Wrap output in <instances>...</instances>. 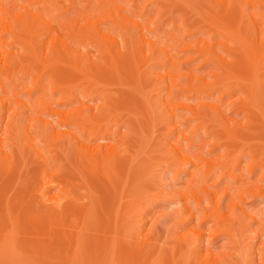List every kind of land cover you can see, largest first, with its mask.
<instances>
[{"label":"bare ground","instance_id":"1","mask_svg":"<svg viewBox=\"0 0 264 264\" xmlns=\"http://www.w3.org/2000/svg\"><path fill=\"white\" fill-rule=\"evenodd\" d=\"M137 1L139 2V0H0V122L3 120V125L0 126V177L2 178L4 176L7 179L6 176H10L8 178L9 180L4 183V180L2 181L4 178H0V249L3 246L4 248L7 247L8 243L10 245H8L9 247L15 249L14 254L10 255L11 260H8L10 264H29V261L32 260L34 262L35 259L37 263L41 260V263L46 259L43 257L44 260L38 258L41 257L40 254L42 256L45 254L44 257L48 256L51 260L60 258L61 261L64 258L66 261L64 264H162L158 258L163 256L162 260H164V255L167 259L165 258L166 262L164 260L163 263L165 262L166 264L168 262V264H179L184 259L187 261L191 257L187 261L188 263L192 257L193 259L195 258L194 256L197 257V264H243L247 260L254 259V255L251 256V250H248L249 248L246 244L243 245V242L247 239V236L244 234L248 235L246 229L251 221H255L259 217L258 219L261 220L258 222L259 224L262 222V219L259 214L257 215L254 212L255 210L248 209L250 206L247 205L246 200H248V197L260 196V188L255 187L254 189L249 186L251 189L248 190L241 185L238 186L240 189L237 188L239 190L236 187L232 188V193L234 192L233 189L237 190V195H235V191L233 193L235 196H231L229 207L231 208L230 211L235 210L233 213L237 215L233 217L234 214L229 211L232 216L224 213L227 217L223 216V218L219 198L214 202V207H211L212 212L209 211L206 214L201 209L204 205L201 207L202 204H200L201 202L197 198L199 194L195 192L198 190L204 192L205 195L203 193L201 194L204 197L206 196V200L208 201L210 196L207 199V195L211 192L206 190L208 187H205V181L203 183L200 178L204 177L203 179H205L209 174L213 177L212 173L214 171L212 172V170L219 168L216 167L219 164H226L230 158V153L227 154V152H257L256 154L259 155L262 153L260 154L258 152H264V0H141L143 2L141 7L137 6ZM146 5H149L150 12L155 11L156 15L147 17L148 19L145 18ZM147 11L149 12V10ZM186 14H189L190 17H186ZM192 17L193 19L195 18L196 23H191V21H194ZM186 18H189L188 21L192 19L189 21L190 23H185L188 22L185 21L187 20ZM177 21H179L178 24H176ZM164 22L169 27L172 26V30L175 28V33L177 34L169 35L167 31L171 27L164 28ZM167 25L164 24V26ZM165 31L167 34H165ZM166 35L169 37L167 38ZM87 46L88 48L90 46L91 48L94 47L95 49L92 51L96 53L93 55L90 53V55L86 50ZM196 60H198L200 65H208L211 67V70L209 68L208 70L204 68V70L208 72L210 70V74L207 73V75L211 77L209 78L210 80L213 79L212 81L207 80V75L205 76L206 78L202 77L203 75L200 76L197 73L198 67L196 69L192 67L193 70L192 68L189 69L190 62ZM194 65L192 63L191 66ZM124 73L125 83L126 80L132 78L131 82L128 80L126 84L128 85L130 83L131 86L128 87H132V89L127 90L128 87L124 85L125 90H123L125 92L123 91L124 93H122L120 91L124 86L122 87L120 85V88L117 85L123 82L122 76ZM130 73L132 74L130 75ZM117 74L122 75L121 78ZM24 76L26 79L27 76L31 78L28 79V82L30 80L29 84L25 86H23L24 83L21 84L20 80ZM115 76L116 78H114ZM126 76L130 77L128 78ZM24 79L22 82H24ZM113 80H119L120 82H113ZM113 83H117V85ZM19 85L23 87H20L21 92L18 93ZM113 85H116V89ZM126 90L138 97L136 98L135 96L137 103H134V105L138 104L137 107L140 106L141 101L143 104L140 106L143 109H139L141 111L139 113H141L144 119L142 121L147 126V128L145 126L142 127L141 136L139 134V139L141 138V142L144 141L143 144L145 145L143 152H148V150L150 152H157V155L155 154L156 157L158 153L161 154L162 152L165 154V152H170L169 155L171 157L169 156L168 159H163L162 154H159L160 156L158 158L162 163H165V165L163 163V167L167 164H172L173 168L169 166L174 169L171 171L172 173L174 171L181 172L182 170L184 171L181 173L187 172L185 171V167L183 166L182 169L180 165L182 163L186 166L187 163H190L193 170L191 169L192 171L187 172L189 173L188 176L186 175L189 182V187H187L191 189L193 185V187L198 188L197 191H192V189L190 191L188 188L185 190L184 187L186 184L183 187L184 191H180L176 187L174 188L176 190L173 189L170 192H167L169 190L164 191L163 187V190L159 187L160 189L156 191L161 183L158 182L160 176L157 178V172L154 173L155 171H152L159 168L153 166L155 164L153 163V159V165L150 161V164H147L149 157L146 159L147 161L143 158L142 160L144 161L138 159V156L143 157L145 153L141 150L136 151L142 152V155L137 153V157L134 156L136 152L131 148L136 145L138 146V143L140 144V142L137 143L139 139L134 143L136 144L134 146L129 143L130 141L135 142L132 135H130V131L132 128L138 127L134 125V127L131 126L132 128H129L127 125H124L128 122L126 120L127 117L125 118V123L122 120L127 130L126 128L123 129V131H126L121 134L118 132L119 127L117 128V126L121 122L117 120L118 111L116 108L120 107L121 102L125 103V98L127 102L125 104H128V100L129 104L132 101L135 102L132 99L134 95L128 92L126 93ZM132 90L135 93L131 92ZM22 94H26L25 99ZM54 94H59L58 96L55 95L56 100L51 99V96ZM117 94H119L121 102L117 100ZM129 95L130 97L132 96V100L128 97ZM222 101L226 103L223 106L224 108L222 107ZM134 105L133 107L137 108ZM229 112H234L237 116L240 115L241 118L235 119L237 116L234 114V117L230 114L232 116L231 118ZM24 113L27 114L28 118V123L26 122L27 124L24 125L26 127H24L25 134L20 137V142H22V146H20L22 149L24 147V149L22 150L20 148L18 150L17 142L20 138L17 133L19 129L17 130V128L20 127L17 124H19L20 118H23ZM131 113L128 116L133 118L134 116L132 117L131 115H134V113ZM135 118L138 120L137 116ZM158 118L163 122L159 120L163 124L161 126L163 127L162 134L164 136H161L162 134H158V132L156 134V128L155 132L153 131V126L156 125ZM191 120L197 122L194 124ZM159 121L156 126L160 124ZM189 122L192 123L191 126L193 127L192 129L187 127L186 131L184 127L186 125L188 126L187 123ZM207 122L216 125L213 130L218 127V130L223 132L221 134L225 135V137L223 136L225 139H223L226 142L224 141L225 143H222V135L218 137L216 134L215 136L212 132L210 133L208 131L211 134L210 136L213 135L210 137L213 141L211 142V140L207 139L208 144L201 140L206 145L203 146L205 149L202 147L197 148V144L195 145L193 143V137L195 135L197 138L196 134L200 130L197 131L196 128L200 129L201 126H204L203 128L207 127L206 124L209 125ZM136 124L138 126L137 122ZM151 129L153 131L152 133ZM207 129L212 130V128L209 129L208 127ZM135 130L131 132H135ZM195 130L197 133L193 134L196 132ZM204 130L207 131L206 128ZM216 131L217 129L213 132ZM20 133L22 132L20 131ZM201 133L203 134V132ZM218 133L220 134V132ZM47 134L48 136L51 134L54 137L50 135L49 137L51 138H48ZM152 134L155 137L157 136V139ZM127 135L131 136L130 141L127 140L131 146L126 141L129 137ZM172 135L175 136V139L172 138L174 140L173 144L169 142L170 144L168 145L167 139ZM62 138L65 141H63L64 143L62 142ZM47 139L50 141H47ZM181 141H184V144L180 145ZM60 142L63 144V147H60ZM56 143H58V147ZM51 144H55L53 145L55 148ZM193 144L198 149V151L196 150L197 152L194 151L195 147ZM46 147L51 148L52 151L54 148V152H57L59 150L58 148H60L58 152L59 154L63 152L62 157L65 159L67 149L68 153L72 149L77 153L76 155L79 152L80 154L82 153L81 155L79 154L81 158L79 160V156L75 158V153L71 151L73 152L71 154L75 158V163L72 158L73 164L72 162L71 164L75 167L74 171H78V174L82 177L79 178L78 175H75L76 179L78 177L84 181L85 178L89 177L86 182L91 180V182L88 181L87 183H82V180H79L81 184L78 185L79 182L75 184L76 187L78 185L83 190L86 187L85 194L87 193L89 195L87 199L85 198L87 202L84 203L83 199L86 195L80 190L79 192L82 193V198L75 194V192H70L74 190L76 193H79L77 191L78 187L70 189L72 188V184L69 178L66 179L67 176H64V172V174L60 173L61 169L67 170L64 167L60 168L62 167L61 161L63 160L61 157V163L58 164L60 167L55 169V171L52 165H48L50 167L49 169L51 167L53 168V171H50L51 174L50 172L46 173V171L41 173L40 170L44 167L45 170L48 169L45 164L46 166L39 169V171L37 170L41 173H39V176L37 175L38 172L33 174L35 177L29 175L30 181L28 180V182L30 183L35 182V180L37 181L35 183L42 181L40 182V187L35 186L38 194L36 193V189H32L35 185L34 182L30 186L31 188L29 187L32 189L30 190L31 192L25 191L24 187L26 188L28 184H26L27 176H24L25 172H21L23 173L21 176L25 177V179L24 177L21 179L20 171L24 170L21 167L22 165L28 168L30 166H28V162L26 165L22 159L26 157V154H23L25 157L22 156L21 158L19 154L27 151L28 156H30L29 153L34 152V155L32 153L31 156H37V158H40V161H46L47 158L44 155ZM219 147H222L220 150H223V153L226 152L222 156L224 162L218 159L220 163L216 161L217 163L215 162V165L212 164L213 167H210V170L207 167L203 168L204 171L199 170L201 166L208 165L207 163L209 161H203L205 152H212V150H217ZM25 148L27 149L26 151ZM199 149H201L200 151L204 150L202 151L203 155L201 154L204 157L200 156V154H195L199 152ZM191 152L194 153L192 154ZM59 154H57L58 158ZM148 156H151V154ZM160 157L165 161L161 160ZM69 158L64 160L68 163ZM158 158L156 159L159 164L160 161H158ZM237 159L235 158L234 165ZM263 159L253 160V163L251 162L252 164L249 163L250 167L247 165L246 168L251 169L252 166H256L253 164L264 166ZM76 160H78V163ZM177 160L181 162L176 163ZM134 161L138 164L136 162L134 163ZM56 163L54 167L57 165ZM174 163L176 165L175 168L173 166ZM177 164H180L179 168L181 171L177 169ZM43 165L41 164V166ZM75 165L79 166L76 167ZM234 165L233 167L236 166ZM82 166L88 168L87 173H85L86 169ZM73 167L70 168L71 173ZM152 167L156 168L150 171ZM233 167L230 166L231 172L234 170ZM21 168L22 170H20ZM81 168L84 171H81ZM161 168L162 166H160ZM165 168L168 167L166 166ZM220 168L222 167L220 166ZM252 168L254 169V167ZM261 168L263 169L264 167ZM33 169L31 173H33ZM14 170L18 172L15 171L14 173ZM26 171L29 174V171ZM201 171L202 176L200 177ZM205 171L207 172L204 173ZM222 171L223 174L229 173L224 172L226 171L225 169ZM222 171L220 172L221 174ZM9 172L11 175H4V173L8 174ZM83 172L87 176L80 174ZM89 172L91 175H88ZM179 172L178 174L173 173V177L179 176ZM262 172V175L260 173V180H264V169ZM148 173L150 174L149 177ZM220 173L216 177L217 180L221 179L218 178V176L221 177ZM74 174H77V172L73 173V176ZM153 174H156L155 182L157 181L159 184L157 186L156 183L157 188L152 187L155 189V192L153 191L145 195L148 191L147 188L145 190L146 192L142 189L144 193H141L143 191L137 188L140 187L141 189V185L143 184L141 183V178L145 177V175V181L154 180L150 179ZM246 176L244 177L245 179L243 178L244 181L241 179L242 182L238 179L241 182L240 184L246 185L248 180ZM19 179L21 181L23 180L24 184H22L23 182L20 183ZM139 180H141L140 183ZM18 182L22 185H19ZM243 182L245 183L243 184ZM72 183L74 184L75 182L72 181ZM150 183L152 184L153 181ZM9 184L13 187H10ZM15 184L21 188L24 185V190L22 189L23 191L21 192V188H17ZM257 184L259 185V183ZM150 186H148L149 189H151ZM51 187L56 189L57 194L55 195L53 191V194L48 196L46 192ZM241 187L245 189H241ZM9 188L10 192L8 193L7 191L6 194L5 189L8 190ZM16 188L19 189L20 193L15 191ZM12 190L13 192H18V194L11 193ZM87 190H89V193L86 192ZM32 191L38 196L37 201L33 199L34 203L35 201L37 202V205L33 204L35 208L39 209V207L41 208L40 204H45L46 201L47 203L50 201L48 203L49 205H45L48 208L46 207L45 209L44 205H42L44 208H41L40 211L42 209L43 211L42 213L39 211L40 214H35L38 211L37 209L36 212L33 210L34 213L30 210L32 209L30 208L31 206L29 207L30 209L28 208L27 196L24 199L22 198L25 195L23 192H28L26 194L28 195L30 193L33 194ZM9 194H15L17 197ZM8 196L11 197L9 198ZM28 196L31 198L32 195L30 194ZM204 197L202 196V198ZM22 199L24 201L27 200L23 208L24 211L21 209L24 202ZM64 199L69 202H65ZM157 199H161L159 201L165 200V202L167 200L169 203L172 201H181V207H176L178 209H176L175 214L176 217L179 215L178 218L181 220L178 224L181 227L189 222H193V230L191 232L179 233L180 236H177L178 239L176 238L181 243V248L178 244V248L181 250V252L179 250L178 258L181 259L183 257L182 260H176V254L173 255L174 252L172 251L176 248L171 250V252H168L170 248H166L165 250L167 251H161L163 246L161 247L151 228L152 226L154 228L156 225H153L154 219L150 228L148 230L146 229V232L140 236L141 229H143L141 227L146 222L142 218L144 214L140 215V213L147 211L145 209H149L148 206H153L147 204L145 206L146 202L148 204H155L158 201ZM62 200L65 202V205L62 203ZM193 200L195 202H193L192 206L195 205V207H192L190 204ZM20 201L22 205H18ZM43 201L45 203H42ZM17 205L19 207L21 206L20 209ZM196 206L201 207L200 211L202 212L199 214ZM247 206L249 207L247 208ZM208 207L210 206L207 205L206 208ZM211 209L209 208V210ZM164 215L162 214V216ZM176 217L174 218L177 219ZM131 219L135 220H132L133 225H131V221H128ZM220 220L226 223L225 227L215 232L221 236L223 235V238L225 237V248H230L231 250L222 252L223 247H221V252L213 254L211 250L213 247L210 249L206 242H209V240L197 230L203 223L210 222L211 224V222H217L218 224ZM258 224L255 223V226ZM94 225L96 226L93 230ZM260 227V230H257L258 232L256 231L254 235H249L253 236V238H256L257 235L260 237L262 224ZM26 230L30 232V237H33L31 235L35 236L32 238L33 240L29 237L22 238L24 242L26 239H30L27 240V244L26 242L19 241L20 236L28 233H26ZM172 233L175 235L174 232ZM157 235L159 237V234ZM244 236L246 239H244ZM253 238L251 239L250 237L247 241H252ZM172 240L174 241V239ZM176 241L174 243L171 241L173 246L172 244L169 246H172V249L174 245L176 246ZM247 241L245 242L247 243ZM18 242L21 244L20 247H17ZM263 242L261 243L264 247ZM21 249H28L33 255L29 258V252L27 257L22 254V251L19 254ZM143 249L146 251L143 252ZM32 250L36 252V255L39 254L40 256H35ZM160 251L162 253L159 256L158 252ZM148 252L149 254L153 253L154 256L151 254L146 255ZM168 254H170V259ZM257 254L259 256V252ZM54 261L57 262L59 260ZM60 261L57 263L61 264ZM196 261L194 262L195 264ZM263 261L262 256L257 261L253 260L251 262L253 264H264ZM56 262L54 263L57 264ZM45 263L48 264L47 262ZM54 263L52 261L50 264ZM184 263L186 262L184 261ZM191 263L194 264L193 262Z\"/></svg>","mask_w":264,"mask_h":264},{"label":"rangeland","instance_id":"2","mask_svg":"<svg viewBox=\"0 0 264 264\" xmlns=\"http://www.w3.org/2000/svg\"><path fill=\"white\" fill-rule=\"evenodd\" d=\"M142 1H143V0H142ZM139 3H140V4H139ZM142 3H143V2H141V0H139V2H138V1L136 2V4H137L138 7H141ZM139 5H140V6H139ZM146 7H147V8H146L145 16H144L145 18H147V17L149 18V17H152V16L156 15V14H155V11H153L154 13H153V12H150L151 10L149 9V5H148V6L146 5ZM147 10H149V12H148ZM147 13H148V15H147ZM189 14H190V13H189ZM189 14H188V15L186 14L187 16H186V15H185V16L188 17ZM150 15H151V16H150ZM191 16H192V15H191ZM176 17H178V16L176 15ZM176 17H174V18H175L176 20H178ZM189 17H190V16H189ZM148 18H147V19H148ZM179 18H180V17H179ZM186 19H187V20H185V21H188L189 18H186ZM192 19H193V17H192ZM192 19H190L189 21H191ZM194 19H195V18H194ZM194 19H193V20H194ZM176 20H175V21H176ZM196 20H197V19H196ZM189 21H188V22H185V23L188 24V23H190ZM178 22H179V21H177L176 24H178ZM194 22H195V20H194V21H191V23H194ZM195 23H196V22H195ZM164 24L167 25L166 22H164ZM164 24H163V27H164V28H170V27H171V29H170L171 31H170V30L167 31V32L169 33V35H171V34H173V35L177 34V33H175V28L172 30V26H170V27H169V25L164 26ZM189 25H190V24H189ZM189 25H188V26H189ZM163 31H164V29H163ZM169 31H170V32H169ZM167 32L165 31V34H167ZM174 33H175V34H174ZM166 36H167V38L169 37L168 35H166ZM167 38H165V39H167ZM168 41H169V40H168ZM169 42H170V41H169ZM93 49H95V48H94V47L91 48V46L88 48V46H87V49H86V50L89 52V54L92 53V55H93V54L96 53V52L93 53V51H94ZM92 50H93V51H92ZM91 51H92V52H91ZM90 55H91V54H90ZM194 62H195V63H194ZM192 63H193V65H194V64H195V65H194V66H191ZM197 63H198V65H200L199 62H198V60L193 61V62H190V64L188 63L190 66H189L188 64H186V65L189 66V69L192 68V67H193L194 69H196V68L198 67V68H197V73H199L200 76L203 75L202 77H204V78L207 77V80H210L209 78H211V77H209V75H207V73L210 74L211 67L208 66V65H200V66H198V65H196ZM186 65H185V66H186ZM187 66H186V67H187ZM193 68H192V70H193ZM199 68H200V69H199ZM204 68H205L206 70H208V68H209V69H210L209 72L206 71V70H204ZM201 69H202V70H201ZM198 71H199V72H198ZM203 71H205V72H203ZM202 72H203V73H202ZM131 74H132V73H130V75H131ZM134 74H135V73H134ZM134 74H133V75H134ZM206 75H207V76H206ZM117 76H120V78H121L122 75H118V74H117ZM124 76H125V73H124V75L122 76L123 82H122L121 84L119 83V82H120L119 80H117L118 83H119V85H117V83H113V84H116L117 86H120V85H121V86L123 87L124 85H126V84L128 83V82H127L128 80L131 82L132 78L126 80V83H125V81H124V78H125V77H124ZM205 76H206V77H205ZM126 77L129 78L130 76H126ZM24 78H25V79H24ZM114 78H116V76H115ZM118 78H119V77H118ZM23 79H24V82H22ZM28 79H31V78L28 77V76H27V79H26L25 76H24L23 78H21V79H20V80H21V84L24 83L23 86L29 84L30 80H29V82H28ZM212 80H213V79H212ZM212 80H210V81H212ZM117 81L113 80V82H117ZM26 82H27V83H26ZM123 83H125V84H123ZM116 85H115V86H116ZM23 86H21V85L18 86V87H19V88H18L19 90L17 89V90H18V93L21 92V88H22ZM113 86H114V85H113ZM115 86H114V88H115ZM121 86H120V88H121ZM128 86H131L130 83H129L128 85H126V87H128ZM20 87H21V88H20ZM128 88H129V89H128ZM128 88H127V90H131V89H132V87H128ZM115 89H116V88H115ZM115 89H114V90H115ZM117 89H119V87H117ZM123 89L125 90V86H124V88L121 89V91H120V90H119V91L122 92V93H124L125 91H124ZM127 90H126V93H127V92L130 93V92L127 91ZM123 91H124V92H123ZM116 92H117V90H116ZM131 92H134V91L132 90ZM118 93H119V92H118ZM134 93H135V92H134ZM36 94H37V93H36ZM115 94H116V93H115ZM130 94L134 95V96H133L134 98H132L133 100H135L136 98H138L135 94H133V93H130ZM152 94H153V93H152ZM23 95H24V94H22V96H23ZM25 95H26V94H25ZM25 95L23 96L24 99H25V97H26ZM34 95H35V93H34ZM34 95H33V96H34ZM55 95H56V94L52 95V96H51V99L56 100V96H58L59 94H57L56 96H55ZM117 95H118V97H117L118 99H117V100H120V96H119V94H117ZM121 95H123V94H121ZM126 95H127V94H126ZM153 95H154V94H153ZM22 96H21V97H22ZM35 96H36V95H35ZM135 96H136V98H135ZM122 97H124V96H122ZM128 97L130 98V100H132V99H131L132 96L130 97V95H129ZM128 97H127V99H128ZM122 99H123V98H122ZM54 100H53V101H54ZM225 100H226V99H225ZM123 101H124V100H123ZM139 101H140V100H139ZM118 102H119V101H118ZM120 102H121V100H120ZM222 102H223V103H222V107H223V106L226 105V103H225V101H222ZM226 102H227V101H226ZM125 103H127V102H126V98H125ZM125 103L121 102V103H120V107H119V105H117L120 109H119V108H116L117 111H118V112H117V113H118L117 120H119V122L122 123V124L119 123V125L117 126V128L119 127V128H118V132H119V134H121V133H123V132H125V131L127 130L126 126H124V125H127V127H129V128L134 127V125H135L136 127H138V128H135V127L132 128L131 131H134V130L136 129L137 132L139 131V133H137L136 130H135L136 134H135V132H131V131H130V135H132L133 140H135V142H134V141H130V139H131L130 137H131V136H129V135H127V136H129V137H128V139H126V141H127V140L130 141L129 143H130L132 146H134V145H136V144H134V143H136V141L139 139V134H140L141 131L143 130L142 127L145 126V128H147L146 124H144L145 122H143L144 119H143V117L141 116V113H139V112H141V111H139V109H141V110L143 109V107L140 108V106H142L143 104H142V101H141V104H142V105L139 104L140 106L137 107L138 104H137V105L135 104L136 107H137V108H135V107H133V105H134V103H137L136 100H135V102L132 101L133 105H132V103L129 104V100H128V104H129V105H128V104H125ZM139 103H140V102H139ZM223 104H224V105H223ZM131 105H132V106H131ZM135 105H134V106H135ZM223 108H224V107H223ZM229 111H230V110H229ZM231 111H232V110H231ZM128 112H129V113H128ZM130 112L134 113V115L131 113V114H132V115H131L132 117H133V116H134V117L137 116L139 122H138V120H137L136 118L134 119V117H133V118H130V117L128 116V115H130ZM126 113H127V114H126ZM232 113H233V114H232ZM232 113L229 112V116H230L231 118H232V116L235 117V115H236L234 112H232ZM124 114H126V116H124ZM230 114H231L232 116H231ZM234 114H235V115H234ZM236 116H237V115H236ZM22 117H23L24 119H23V118H20L19 124H17V126L20 127V128H17V130L19 129V131L17 132L18 135H19V138L22 137L23 134H25V128H26V127H25L24 125H26V124L28 123L27 114L24 113ZM127 117H128V118H127ZM141 117H142V118H141ZM48 118H49V119H52V118H50V117H48ZM121 118H123V119H121ZM125 118H127V119H126V120L128 121L127 124L125 123ZM236 118L240 119L241 116L239 115V116L235 117V119H236ZM120 119H121V120H120ZM129 119H130V120H129ZM140 119H141V120H140ZM142 119H143V121H142ZM122 120H124V123H125V124L123 123ZM131 120H133V121H131ZM135 120H136V121H135ZM159 120H160V118H158V121H159ZM140 121H142V122H140ZM158 121H157V123H158ZM160 121L162 122V120H160ZM160 121H159V122H160ZM189 121H190V120H189ZM192 121L194 122V120H191V122H192ZM26 122H27V123H26ZM136 122L138 123V126H137ZM161 122H160V124H158V126H156L157 123L155 122V123H156V125H155L156 127L153 126V127H154V130H153L154 132H155V128H156V132H155L156 134H157V132H158V134H162V128H163V127L161 126V124H162L163 122H162V123H161ZM191 122L187 123L188 126L186 125V126L184 127V130H185L187 127H189V128L192 129L193 126H191V125H192L193 122H192V123H191ZM196 122H197V121H196ZM196 122H194V124H195ZM117 123H118V121H117ZM142 123H143L144 125H143ZM155 123H154V124H155ZM207 123H208V122H207ZM123 124H124V125H123ZM130 124H131V125H130ZM139 124H140V125H139ZM194 124H193V125H194ZM208 124H209V123H208ZM2 125H3V120H1V122H0V126H2ZM19 125H21V126H19ZM129 125H130V126H129ZM142 125H143V126H142ZM159 125H160V127H159ZM162 125H163V124H162ZM209 125H210V126H209ZM209 125L206 124V126H207L209 129L212 128V130H211V129L208 130L207 127H205L206 130H207V131H205V130H204L205 128H203L204 126H201L200 129H197V128H196L197 131L200 130V132H198V134H196V133H197L196 130H195L196 132L193 131V132H194L193 134H196V136H197V138H196L195 135H194V137H193L194 139L192 138V139L194 140L193 143H194L195 145H196V144H197V145L199 144L198 146L196 145L197 148H198V147H202V148H203V146H206L203 142L208 143L207 141L212 139V138L210 139V137H212V136L215 135V134H216L218 137H221V135H222L221 139H223V138L225 137V135L221 134L222 131L218 130V129H219L218 127L216 128L217 131H216V132H213V131L216 130V129L213 130V129L216 127V125H212V123L209 124ZM131 126H132V127H131ZM24 127H25V128H24ZM158 127H159V128H158ZM125 128H126V130L123 131V129H125ZM157 128H158V130H157ZM189 128H188V130H190ZM113 129H114V128H113ZM128 130H129V129H128ZM145 130H146V129H145ZM145 130H144V131H145ZM159 130H160V132H159ZM203 130H204V131H203ZM20 131H21L22 133H20ZM144 131H143V132H144ZM146 131H147V130H146ZM153 131H152V129H151V133H152ZM186 131H187V129H186ZM208 131H209L210 133L212 132L213 135L210 136L211 134H210ZM201 132H203V134H202ZM206 132H207L208 134H207ZM218 132H220V134H219ZM0 133H1V132H0ZM33 133H34V130H33ZM144 133H145V132H144ZM144 133H143V134H144ZM155 133H153V134H155ZM200 133H201V134H200ZM222 133H223V132H222ZM128 134H129V131H128ZM153 134H152V135H153ZM156 134H155V135H156ZM20 135H21V136H20ZM50 135H51V134H49V136H50ZM134 135H135V136H134ZM155 135H153V136H154V138L157 139V136L155 137ZM174 135H175V134H174ZM174 135H172L171 137H169V138L167 139V143H168V145H169L170 143L173 144V141H174L173 139H175V136H174ZM201 135H202V136H201ZM203 135H204V136H203ZM216 135H215V136H216ZM49 136H48V134H47V137H48V138H51V137H49ZM51 136H53V135H51ZM137 136H138V137H137ZM140 136H141V134H140ZM158 136H159V135H158ZM161 136H164V135L162 134ZM161 136H160V138H162ZM206 136H208L209 138L206 137ZM215 136H214V137H215ZM223 136H224V137H223ZM17 137H18V136H17ZM53 137H54V136H53ZM134 137H135V138H134ZM172 138H173V139H172ZM202 138H205V139H202ZM53 139H55V138H53ZM199 139H200V140H199ZM207 139H208V140H207ZM224 139H225V138H224ZM224 139H223V141L221 140L223 144L226 142ZM226 139H227V138H226ZM51 140H52V139H51ZM169 140H170V141H169ZM195 140H196V143H195ZM201 140H202L203 142H201ZM205 140H206V141H205ZM253 140H254V139H253ZM20 141H21V138H20V140L18 139V142H17V144H18L19 146H20L21 143H22V142H20ZM47 141H50V140L47 139ZM53 141H54V140H52V142H53ZM63 141H64V140H63V138H62V142H63ZM128 141H127V143H128ZM197 141H198V142H197ZM212 141H213V140H211V142H212ZM224 141H225V142H224ZM255 141H258V140H255ZM19 142H20V143H19ZM56 142H57V141H56ZM58 142H59V141H58ZM64 142H65V141H64ZM64 142H63V143H64ZM131 142H132V143H131ZM138 142H140V144H139ZM143 142H144V141H143ZM143 142H141V138H140V139L137 141L138 146L136 145L135 147H133L134 149L131 148L132 150H134V151L136 152V153L134 154V156L137 157V155H138L139 153H140L139 155H142L143 147L145 146V145L143 144ZM169 142H170V143H169ZM183 142H184V141H183ZM183 142L181 141V142H180V145H181V144H184ZM200 142H201V143H200ZM209 142H210V141H209ZM53 143H55V141H54ZM129 143H128V145H129ZM194 144H193V146L195 147ZM208 144H209V143H208ZM223 144H222V145H223ZM231 144H232V143H231ZM251 144L253 145V143H251ZM254 144H255V143H254ZM18 145H17V148H19L18 150H20V148L22 149V147H21L22 145H21L20 147H19ZM51 145L53 146V145H55V144H51ZM56 145H57V147H58V143H56ZM64 145H67V144H64ZM131 145H129V146H131ZM232 145H233V144H232ZM193 146H192V147H193ZM53 147L55 148V146H53ZM53 147H52V148H53ZM60 147H63V144H61V142H60ZM137 147H138V149H137ZM194 147H193V148H194ZM196 147H195L194 151H196V150L198 151V149H197ZM222 147H223V146H222ZM222 147H221V148H222ZM255 147H256V146H255ZM26 148H27V147H26ZM26 148H25V151L27 150ZM54 148H53V151H52V149L49 148V147H46V148H45V149H46V152H44V155H45V158H47L46 161H42V160L40 161V160H39L40 158H37V156H34V157L31 156L32 153H33V155H34V152H30V153H29L30 156H28L27 151L24 152V153L21 152L22 154H21V153L19 154V155H20V158L23 156V154H24V155L26 154L25 156H26L27 158H26L25 156H23V157H25V158H22V159H23V161H25V162H24L25 164L28 162L27 164H28V166H30V167H29L30 169H29V168L26 166L27 164L25 165L26 167H24V166L22 165L21 167H23L24 170H22V168L20 169V170H22V171H20V176L23 175L24 172H25V173H24V176H27V178H26V184H27V183H28V184L26 185V188L24 187L25 191H29V192H31L30 190H32V189H36V187H38V186L40 185V182H42V181H40V182L38 181V183H35V182H37V181L35 180V182L33 181V182L35 183V185L32 187V189H30V188H31L30 186H32L34 183H33V182H32V183L28 182V180L30 179V178H29V177H30L29 175H33V174H35L36 172L39 171V169H42V167H44V166H46V165H47V168H48V169L50 168V167H48V165H50V166L52 165V167H53L54 169L51 167V169H49V170L46 169V170H45V167H44L42 170H40L41 173H43V172H45V171H46V173H47V172H50V171H53V170L55 171V169H58V167H60L58 164H60V163L62 162V163H61V166H62V167H60V168H63V167H64V168H66L67 170L65 171V170L61 169L60 173H62V174L65 173L64 176H65V177L67 176L66 179L69 178V180H70V182H71V184H72V188H70V189H75V188H77L78 185L81 184V183H80L81 180H82L81 182L84 183V182H86V180L89 178V177L85 178L84 181H83V179H79V178H82V177H80V175L78 174V173H79L78 171H74V170H75V167H73L74 165H72L73 162H74V160H75V158H76L77 156H79V158H78L79 160L81 159V158H80V155H81L82 153L80 154V152H79L80 155H79V154L76 155L77 153H76L72 148H71L72 150H69V153H68V149H67V150H66L67 152L65 151V152H66V153H65L66 156L64 155V156L66 157V159H65L64 157H62V156H63L62 154H64V153H63V152H60V153H62V154H59V152H58V151L60 150V148H58L59 150H58L57 152H54V150H55ZM135 148H136V149H135ZM193 148H192V149H193ZM202 148H201V149H202ZM221 148L219 147L217 150L215 149L216 151H215V150H212V152H211V151H210V152H205L206 154H204V155H205V158H206V159L203 158V159H204L203 161L206 160V161H209V162L207 163L208 165H206V166L204 165L203 167L201 166V167L199 168V170L204 171V170H203L204 167H207V169L210 170V169H211L210 167H213L212 164L215 165L217 162H219V161H221V160H222L221 162H224L223 159H222V158H223L222 156H223L224 154H226V152L223 153V152H222L223 150H220ZM230 148H231V147H230ZM23 149H24V147H23ZM23 149H22V150H23ZM192 149H191V151H192ZM201 149H199V152H198V153H195V154H200V156H202V155H203L202 151H204V150L200 151ZM203 149H205V148H203ZM56 150H57V149H56ZM136 150H138V151L141 150L142 152H137ZM144 150H145V149H144ZM71 151H73V152L75 153V158H74L73 155L71 154V153H73V152H71ZM197 151H196V152H197ZM205 151H206V150H205ZM220 151H221V155H220ZM144 152H145V151H144ZM144 152H143V153H144ZM146 152H147V151H146ZM146 152L143 154V157H142V156H138V159H141V160H142V158H143V159H145V161L148 160V161H147V162H148L147 164H150V162L152 163V161L154 160L153 163H155V164L153 165V163H152V165L158 167L159 169L155 170L154 168H156V167H152L150 171H152V170L154 169L152 172H154V171H155L154 173L157 172V173H156V174H157V178L160 176V178H158V180H159L158 182H161V183H160V185L158 186L159 183H157V181L155 182L156 174H153V176H151L152 178H150V179H154V180H150V181H149V180H147V181L144 180V178L146 177V175H145V177H142V178H141V179H142V182H141V180H139V183L141 182V183H143V184L141 185V189H140V187L137 188L138 190H141V191L144 190V191H145V190L148 189L147 192L145 191V192H146L145 195H148V194H150L151 192H153V191L155 190V189H153L152 187H156V188H157V186H158V188L156 189V191H158V189H160V188L162 189V187H163L164 191L169 190V191H167V192L172 191L175 187H176L177 189H180V191H184V190H183V187L185 186V184H186V186H185L186 188L184 187L185 190L189 187V185H188L189 182H188V180H187V179H188L187 176H188L189 173H187V172H190V171L193 170V168H191L192 166H190V165H191L190 163H187L186 166H185V164H182V163H181V165H180V164H177V165H178V166H177L178 168H177V167H176V168H177L178 170L184 166V167H185V171H187V172H185L186 174H185L184 172L181 173V172L184 171V170L181 171V169H180L181 172L178 171V172L180 173L179 176H177V177H173V176H174L173 173H175V174L177 173V174H178V172H175V171H174L173 173L171 172L172 170H174V169H172V168H173V167H172V164H171V163H170L171 165H168V164H167L166 166H167L168 168H165L166 166L163 167V166L165 165V163L163 162V163H164V165H163L162 161H160L159 158H158V157L162 154L163 159L166 160V159H168L169 156L171 157V155H169L170 152H167L168 155H167L166 152H165V154H163L162 152H161V154L158 153V156H157V157H156L157 152H152V151L150 152V150H148L147 154H146ZM133 153H134V152H133ZM137 153H138V154H137ZM191 153L193 154L194 152H191ZM229 153H230V154H229ZM242 153H243V152H242ZM242 153H241V152H227V154H229V157H230V158L228 159V161H227L228 163L226 162V164H228V165H226L225 163H222L223 165H221V164H219V163H220V162H219V163H218L219 166H218V165L216 166V167H219V168H217V169L215 168V170H217V171L212 170V172L214 171V173H212V174H213V177H212V175L210 176V174L208 173L209 175L206 177L207 180H205L206 178L203 179L204 177H201V176H202V171H201V173H200V177H201V178H200V179H201V181H202L203 183H204V181H205V183H204V184H205V187H206V188L208 187L210 190H209L208 188H207V189L205 188V189L208 190V191H210L211 193H213V194L210 193L211 195H210V194H209V195L206 194V195H207V199H208V197L210 196L209 199L212 201V203H211V201H210L209 199H208V201L206 200V196L204 197V195H205L204 192H202V191L200 192L199 190L197 191L198 188L193 187V185H192L191 189H192V191L196 190L197 192H195V193H198V194H199V195H197V198L200 200V202H201L200 204H202L201 207H202L203 205L205 206V208L207 207V205L210 206V207H208V208H206V209L204 208V206H203V208H201L200 206H199V207L196 206L197 211H198V214H199L200 212H202V211H200L201 209H203V211H205L206 214H207L209 211L212 212L211 207H212V206L214 207V202L216 201V199L219 198V201L221 202V203L219 202V205H220V210H221V214H222V218H223V216H225V214H227V213H228V214H227L228 216H229V215L232 216V214L229 213V211H230V209H231V208L229 207V206H230V199H231V196H235V195H237V190L240 189V187H238V186H240V185H241V186H244V187H246V189H248V190H250L252 187H253L254 189H255V187H256V188H257V187L260 188L259 191H260V194H261V195H260V196H258V195L256 196V195H255L257 198L254 197V196H253L252 198L248 197V200H246V202H247V205L250 206V207L247 206V208L249 207V208H248L249 210H250V209H253L252 211L255 210L254 212H255L257 215H258V214L260 215V218L262 219V222L258 224V222L261 221V220L258 219L259 217L257 216L258 218H257V220H255V221H257V222H255V221H251V222L248 224L249 227L247 226V229H246L247 231H246V233H248V235H249V234L254 235V234L256 233L257 230H258V231L260 230V228H261L260 225L262 224V229H261V232H260L261 234H260V237L257 235L256 238H253V236H251V235L248 236L247 234H244L245 236H247V239H249V238L251 237V239L253 238V240H252V241H249V240L247 241V239H246L245 236H244V237H245L244 239H246L245 241H247V243L243 240V241H244V242H243V245L246 244L247 247H248L249 249L246 247V245H245V247H246L248 250H251V251H250V252H252V253H251V256L254 255V256H253L254 259H253V258H252V259L257 261L258 258H260V257L262 258V256H263V259H264V252H263V251H264V247H263V244L261 243L262 241H264V195H263V193H264V182H263V181H264V180H262V179L260 180V177H261V175H262V173H263L262 171H263V169H264V168L262 169L261 167H264V166H260V165L258 166V164H253V165H256V166H252V165H251L252 167H254V169L251 167V169L249 168L250 170L247 169L248 167L246 168V166H247V165L249 166V163L252 164V163H253V162H252L253 160L256 161V160H258V159L260 160V158L263 159V157H264V155H263L264 152H258V153H260V154L262 153L261 155L256 154L257 152H244L243 154H242ZM245 153H247V154H245ZM249 153H250V154H249ZM57 154H59V158H58V155H57ZM68 154H69V157H70L71 159L68 157ZM70 154H71V155H70ZM136 154H137V155H136ZM150 154H151V156H148V155H150ZM155 154H156V155H155ZM159 154H160V155H159ZM201 154H202V155H201ZM248 154H249V155H248ZM255 154H256V155H255ZM54 155L57 156V157H55ZM83 155H84V154H83ZM83 155H82V158H83ZM145 155H146V157H144ZM153 155L155 156V158H154ZM166 155H167V156H166ZM262 155H263V156H262ZM152 156H153V158H152ZM164 156H166V157H164ZM219 156H221V157H219ZM256 156H258V157H256ZM32 157H33V158H32ZM60 157H61L63 160H62ZM136 157H135V158H136ZM148 157H149V158H148ZM202 157H204V156H202ZM239 157H240V158H239ZM252 157H253V158H252ZM259 157H260V158H259ZM29 158H30V159H29ZM34 158H35V159H34ZM36 158H37V159H36ZM55 158H57V159H55ZM67 158H69L68 163H67V161H65V160H67ZM72 158H73V162H72ZM147 158H148V159H147ZM156 158H158V161H160V162H159L160 165L158 164ZM160 158H161V160H163L162 157H160ZM226 158H227V157H226ZM235 158H236V159L238 158V159L236 160V161H237L236 164H235L236 166L234 165V163H235V162H234V161H235ZM27 159H28V160H27ZM60 159H61L62 161H61ZM64 159H65V160H64ZM138 159H137V161L139 162ZM146 159H147V160H146ZM152 159H153V160H152ZM215 159H216V160H215ZM218 159H220V160L218 161ZM33 160H34V161H33ZM55 160H56L57 163L55 162ZM134 160H136V159H134ZM165 160H163V161H165ZM210 160H211L212 163L210 162ZM231 160H232V161H231ZM239 160H240V161H239ZM36 161H37V162H36ZM60 161H61V162H60ZM69 161H70V163H69ZM76 161H77V163H78V160H76ZM81 161H83V160H81ZM81 161H80V163H82ZM142 161H144V160H142ZM149 161H150V162H149ZM179 161H180V160H179ZM179 161L177 160L176 163H179ZM216 161H217V162H216ZM238 161H239V162H238ZM263 161H264V159H263ZM30 162H31V163H30ZM58 162H59V163H58ZM71 162H72V164H71ZM135 162H136V161H134V163H135ZM180 162H181V161H180ZM213 162H214V163H213ZM215 162H216V163H215ZM251 162H252V163H251ZM55 163H56L57 165H55V167H54V164H55ZM64 163H65V164L67 163V164L65 165ZM74 163H75V162H74ZM156 163H157V164H156ZM166 163H169V162H166ZM209 163L211 164V166H210ZM230 163H231V164H230ZM232 163H233V165H234L235 167H233ZM237 163H238V166H237ZM41 164H42V165L44 164V165L41 166ZM45 164H46V165H45ZM68 164H70V165H69L70 167L67 166ZM136 164H138V163L136 162ZM161 164H162V165H161ZM31 165H32V167H31ZM63 165H65L66 167L63 166ZM76 165H77V164H76ZM76 165H75V166H76ZM81 165H82V164H81ZM81 165H80V166H81ZM179 165H180V168H179ZM201 165H202V164H201ZM40 166H41V167H40ZM56 166H57V167H56ZM78 166H79V165H78ZM78 166H76V167H78ZM160 166H162L161 169H160ZM169 166H171L172 168L169 167ZM173 166H174V168H175V166H176L175 163H174ZM208 166H209V168H208ZM220 166H221L222 168H220ZM224 166H225V167H224ZM230 166L234 168V170H232V172L230 171ZM72 167H73V170H72V173H71L70 168H72ZM82 167H83L84 169H86V170H85V173H87L86 171H88V170H87L88 168H85V166H82ZM249 167H250V166H249ZM33 168H34V169H33ZM60 168H59V169H60ZM164 168H165V169H164ZM170 168H171V169H170ZM32 169H33V173H31V172H32V171H31ZM35 169H36V171H35ZM52 169H53V170H52ZM76 169H77V168H76ZM81 169H82V168H81ZM163 169H164V170H163ZM182 169H183V168H182ZM189 169H190V170H189ZM191 169H192V170H191ZM213 169H214V168H213ZM220 169H221V170H220ZM223 169L226 170V171H224V172H229V173H224V174H227L228 177H227V175H224V174H223V171H222ZM246 169H247V170H246ZM17 170H18V169H17ZM17 170H14V173H15V171L18 172ZM26 170L29 171V174L26 173V172H27ZM37 170H38V171H37ZM43 170H44V171H43ZM79 170H80V169H79ZM160 170H161V172H160ZM56 171H57V170H56ZM81 171H84V170L82 169ZM147 171H148V170H147ZM162 171H163V172H162ZM221 171H222V174L220 173ZM250 171H251V172H250ZM21 172H23V173H21ZM63 172H64V173H63ZM76 172H77V174H74V176H73V173H76ZM159 172H160L161 175L158 174ZM206 172H207V171H205L204 173H206ZM208 172H209V171H208ZM210 172H211V171H210ZM230 172H231V173H230ZM39 173H40V172L37 173L38 176L41 174V173H40V174H39ZM52 173H53V172H52ZM85 173L83 172V173H80V174L87 176ZM216 173H217V174H216ZM219 173H220L221 177L218 176V178H221V179H218V180H217L216 177H217V175H218ZM252 173H253V174H252ZM260 173H261V175H260ZM2 174H3V173H2ZM9 174L11 175L10 172H9L8 174H5V173H4L5 176H6V175L9 176ZM27 174H28V175H27ZM50 174H51V172H50ZM145 174H147V173H145ZM148 174H149V173H148ZM229 174H231L232 176L229 175ZM14 175H15V174H14ZM48 175H49V173H48ZM60 175H61V174H60ZM75 175H76V176L78 175L79 178L77 177V179H76V178H75V177H76ZM88 175H91L90 172L88 173ZM154 175H155V176H154ZM186 175H187V176H186ZM215 175H216V176H215ZM223 175H224V176H223ZM246 175H247V176H246ZM18 176H19V175H18ZM24 176H23V177H24ZM68 176H69V177H68ZM72 176H73V177H72ZM85 176H84V177H85ZM149 176H150V174L148 175V177H149ZM209 176H210V177H209ZM222 176H223V177H222ZM229 176L231 177V179H230ZM240 176H241L242 178H241ZM245 176H246V179H248V180H247V182H246V180H245L246 185H242V184H240V183L242 182L241 179L243 180V178H244ZM9 177H10V176H9ZM9 177L6 176L7 179H5L4 176H2V178H4V179H2L1 177H0V178L2 179V181L4 180V181H3V183H4V182H7V181L9 180V179H8ZM23 177L21 176L20 178L23 179ZM31 177H32V176H31ZM33 177H35V175H33ZM60 177H61V176H60ZM153 177H154V178H153ZM172 177H173L174 180H173V179L170 180V178H172ZM234 177H235V178H234ZM257 177H258V178H257ZM38 178H39V177H38ZM38 178H37V179H38ZM176 178H177V179H176ZM208 178H209V179H208ZM210 178H211V179H210ZM1 179H0V180H1ZM24 179H25V177H24ZM31 179H32V178H31ZM39 179H40V178H39ZM147 179H148V178H147ZM161 179H162V180H161ZM212 179H213V180H212ZM215 179H216V180H215ZM238 179H239V181H241V182H239ZM244 179H245V178H244ZM257 179H259V180H257ZM5 180H6V181H5ZM19 180H20V179H19ZM19 180H18V181H19ZM32 180H33V179H32ZM32 180H31V181H32ZM40 180H41V179H40ZM79 180H80V181H79ZM208 180H209V181H208ZM232 180H234V181H232ZM24 181H25V180H24ZM29 181H30V180H29ZM72 181L75 182V183L73 184ZM88 181L91 182V180H88ZM88 181H87V182H88ZM144 181H145V182H144ZM148 181H149V182H148ZM152 181H153V183L151 184L150 182H152ZM166 181H167L168 183H167ZM171 181H172V182H171ZM186 181H187V182H186ZM243 181H244V180H243ZM255 181H256V182H255ZM12 182H13V181H12ZM19 182L22 183L23 180H22V181L20 180ZM19 182H18L19 185L24 184V182H23L22 184H20ZM68 182H69V181H68ZM70 182H69V185L71 186ZM77 182H79V183H78V185H77V187H76L75 184H76ZM87 182H86V183H87ZM236 182H237V183H236ZM238 182H239V183H238ZM245 182H243V184H244ZM3 183H1V184L3 185ZM86 183H85V184H86ZM145 183H146V184H145ZM149 183H150V184H149ZM156 183H157V186H156ZM166 183H167V184H166ZM196 183H197V182H196ZM196 183H194V184H196ZM213 183H215V185H213ZM247 183H248L249 185H248ZM252 183H253V184H252ZM254 183H255V184H254ZM257 183H259L260 186H259ZM6 184H7V183H6ZM12 184H13V183H12ZM36 184H37V185H36ZM41 184H42V183H41ZM85 184H84V185H85ZM148 184L151 185L150 188L153 189V190H151V189L148 188V186H149ZM153 184H154V185H153ZM161 184H163V185L161 186ZM9 185H10V184H9ZM19 185H18V187L21 188ZM28 185H29V186H28ZM74 185H75V186H74ZM201 185H203V184L201 183ZM207 185H208V186H207ZM230 185H231V186H230ZM235 185H237V186H235ZM254 185H255V186H254ZM15 186L17 187V184H15ZM15 186H14V187H15ZM23 186H24V185H23ZM23 186H22V188L20 189L21 192L24 190V189H23ZM35 186H36V187H35ZM81 186H82V185H81ZM139 186H140V184H139ZM187 186H188V187H187ZM198 186H199V185H198ZM203 186H204V185H203ZM211 186H212V187H211ZM213 186H214V187H213ZM226 186H227L228 188H230V189H228ZM233 186H234V187H233ZM247 186H248V187H247ZM249 186H250L251 188H250ZM7 187H9V186H7ZM7 187H6V188H7ZM10 187H13V186L10 185ZM18 187H17V188H18ZM27 187H28V188H27ZM29 187H30V188H29ZM39 187H40V186H39ZM74 187H75V188H74ZM159 187H160V188H159ZM172 187H173V188H172ZM223 187H224V188H223ZM235 187H236V189H237V188H239V189H237V190H234V189H233V191H234L233 193H235V191H236L235 195H233V193H232V188H235ZM17 188L15 189V191H18V192L20 193L19 189H17ZM146 188H147V189H146ZM193 188H194V189H193ZM211 188L214 190V192H213V190H212ZM11 189H14V188H11ZM22 189H23V190H22ZM26 189H27V190H26ZM77 189H78V190H77ZM77 189H76V190H77L78 192H79V190H80L82 193L85 194L86 187L84 188V190H83L81 187H78ZM87 189H88V188H87ZM142 189H143V190H142ZM163 189H162V190H163ZM191 189L188 188V190H190V191H191ZM241 189H245V188L241 187ZM150 190H151V191H150ZM174 190H176V189H174ZM261 190H262V191H261ZM7 191H8V193H9V192H10V188H9L8 190L5 189L6 194H7ZM15 191L13 192V190H12L11 193L13 192V193H16V195H17L18 192H15ZM36 191H37V189H36ZM36 191H35V192H36ZM53 191H54V192H53ZM72 191L75 192V194H77L78 196H80V197L82 198V196H81L82 193H81V192L76 193V191H74V190H71L70 192H72ZM83 191H84V192H83ZM88 191H89V190H87L86 192H88ZM141 191H140V192H141ZM144 191L141 192V193H144ZM149 191H150V192H149ZM164 191H163V192H164ZM190 191H189V192H190ZM230 191H231V195H230ZM32 192H33V191H32ZM49 192H50V193H49ZM52 192L55 193V195L57 194V191H56V189H55L54 187H51L50 189H48L47 192H46V194L49 196L50 194H53ZM154 192H155V191H154ZM220 192H221V193H220ZM222 192H223V193H222ZM23 193H24L25 195L23 194L24 196H22V198L24 199L25 196H27L26 198H27L28 201H27V200L24 201V200L22 199V201H24V202H23V205H24V206L21 204V201H20V203L18 202V205H20V204L22 205V207L20 206L22 210H23V208H24L25 205H26V204H25L26 201H27V203L29 204L28 208L31 206L30 208H32V209H30V208H29V209L32 210V212H34V211L36 212V211L38 210L37 213L34 212L35 214H40V212L42 213L43 209H42V211H40L41 208H44V207H45V209H46V207L48 208V206H45V205H49L48 203H49L50 201H49L48 203H47V201H46V203L43 201L42 203H45V204H40V205H41V208L39 207V209H38V208H35V206H33V204H34V205H37V202H36V201L38 200V196L35 195V194H36V193L38 194V191H37L36 193L33 192L34 196H33L32 193H30V194L32 195L31 198L28 196V195H30V194L26 195L28 192H27V193L23 192ZM88 193H89V192H88ZM141 193H140V194H141ZM201 193H203L204 195H202ZM200 194H201V195H200ZM223 194H224V195H223ZM9 195H14V196H16L15 194H9ZM85 195H86V196L83 195V196H84V199H83V200H84V203L87 202V201H85V200L88 198L87 196H89V195H87V193H86ZM226 195H227V196H226ZM228 195H229V196H228ZM52 196H54V195H52ZM202 196H203L204 198H202ZM219 196H220V197H219ZM8 197H9V196H8ZM10 197H11V196H10ZM10 197H9V198H10ZM16 197H17V196H16ZM28 197H29V199H28ZM34 197H35V198H34ZM211 197H212V198H211ZM222 197H223V199H222ZM12 198H15V197H12ZM12 198H11V199H12ZM36 198H37V199H36ZM85 198H86V199H85ZM201 198H202V199H201ZM33 199L36 200L35 203H34V200H33ZM228 199H229V200H228ZM29 200H30V201L32 200V202H30ZM58 200H59V198H58ZM64 200H65V199H64ZM80 200H81V199H80ZM157 200H158V199H157ZM157 200H156V201H157ZM159 200H161V199H159ZM159 200H158L157 203H155V204H148V202L145 203V206H147V205H153V206H151V207L148 206L149 209H145V210H147L148 212L145 211V212H146V213H145V212L143 211V213H140V215H141V214H142V215L144 214V217L142 216V218L145 219V221H146V222L144 223L145 225H143V226L141 227V228H143V229H141L142 231L140 232V236H142V235L146 232V229L148 230V229L150 228V225H151V224H153V223H154L153 225L156 224V225L154 226L155 229L153 228V226H152L151 228H152V230H153L152 232L155 233L154 235H155L156 238L158 239L159 244H161V247L163 246V247L161 248V251H162V252H163V251H167V250H165V249H166V248H167V249L170 248V250H168V252H169V251L171 252V250H174V249L176 248L174 251H172V252H174L173 255L176 254L177 258L174 256V257L176 258V260H177V259L182 260L183 257H182L181 259L178 258V255H179L178 253L181 252V250H180V248H181V243H179L180 241L177 240V239H178L177 236H180L179 233H188V232H191V231L193 230V226H192V225H193V222H189V223L185 224L184 226L182 225V226L180 227V224H178V222H180L181 220L178 218L179 215H178V217H176L175 214H176V209H178V208L181 207L182 202H181V201H178V202H177V201H176V202H175V201H174V202L172 201V202L169 203L167 200H166V202H165V200H162V201H159ZM194 200H195V199H194ZM194 200L190 202L191 206H192L193 202H195ZM62 201H63V200H62ZM67 201H68V200H65V202H67ZM147 201H148V200H147ZM203 201H204V202H203ZM228 201H229V202H228ZM29 202H30V203H29ZM65 202L63 201L62 203H64V205H65ZM68 202H69V201H68ZM68 202H67V203H68ZM78 202H79V201H78ZM81 202H82V201H81ZM81 202H80V203H81ZM167 202H168V203H167ZM205 202H206V203H205ZM31 203H32V204H31ZM82 203H83V202H82ZM82 203H81V204H82ZM30 204H31V205H30ZM146 204H147V205H146ZM178 204H179V205H178ZM190 204H189V206H190ZM212 204H213V205H212ZM18 205H17V206H18ZM42 205H44V207H42ZM227 205H228V206H227ZM38 206H39V205H38ZM50 206H51V205H50ZM179 206H180V207H179ZM191 206H190V207H191ZM18 207H19V206H18ZM20 207H19V209H20ZM26 207H27V206H26ZM36 207H37V206H36ZM176 207H178V208H176ZM192 207H195V205H193ZM192 207H191V209H192ZM227 207H228V208H227ZM146 208H147V207H146ZM198 208H199V209H198ZM200 208H201V209H200ZM209 208H210L211 210H209ZM36 209H37V210H36ZM45 209H44V210H45ZM204 209H205V210H204ZM213 209H214V208H213ZM22 210H21V211H22ZM25 210H26V209H25ZM33 210H34V211H33ZM149 210H150V211H149ZM227 210H228V211H227ZM21 211H20V212H21ZM23 211H24V210H23ZM39 211H40V212H39ZM139 211H140V210H139ZM161 211H163V212L161 213ZM165 211H166V212H165ZM168 211H169V213H168ZM170 211H171V212H170ZM226 211H227V212H226ZM230 212H231V211H230ZM233 212H235V210L232 211L231 213H233ZM167 213H168V214H167ZM172 213H173V214H172ZM203 213H204V212H203ZM224 213H225V214H224ZM237 213H238V212H237ZM137 214H138V213H137ZM158 214H160V216H158ZM162 214H163V215H164V214H167V215L162 216ZM170 214H171V215H170ZM185 214H186V213H185ZM185 214H184V215H185ZM196 214H197V212H196ZM233 214H234V213H233ZM154 215H155V218H156V219L154 218ZM184 215H183V216H184ZM227 215H226L225 217H227ZM235 215H237V214L235 213V214L233 215V217H234ZM165 216H167V217H165ZM168 216H169V217H168ZM172 216H173V219H172ZM152 217H153V218H152ZM157 217H159V218H157ZM162 217H163V218H162ZM170 217H171V218H170ZM174 217H176L177 219H175ZM153 219L155 220L154 222H153ZM157 219H158V220H157ZM159 219H160V220H159ZM174 219H175V221H174ZM178 219H179V220H178ZM132 220H133V219L128 220V221H131V225H133V221H135V220H133V221H132ZM156 220H157V221H156ZM223 220H224V219H223ZM223 220H220V221L218 222V224H217V222H211V224H210V222L203 223V224H201V225L199 226L200 228H198V230H197L199 233H202L205 237H207V240H209L210 244H209L208 241H206L205 239H204V240L208 243L210 249H211V247H213V248L211 249L213 254H214V253H219V252H221V251H222V252H223V251L225 252V250H231L229 247H228L229 249L225 248V247H226V246H225V244H226V241H225L226 239H225V237L223 238V235L221 236L220 234H217V233L215 232V231H217V230H221V228L223 229V227H225V224H226V223L223 222ZM152 222H153V223H152ZM245 222H246V221H245ZM134 223H135V222H134ZM176 223H177V224H176ZM212 223H213V224H212ZM255 223L258 224V225H256L257 227L255 226ZM129 224H130V223H129ZM208 224H209V225H208ZM211 225H212V226H211ZM95 226H96V225H94L93 230L95 229ZM175 226H176V227H175ZM209 226H210V227H209ZM226 227H227V226H226ZM259 227H260V228H259ZM169 228H170V229H169ZM172 228H173V229H172ZM174 228H175V230H174ZM180 228H181V229H180ZM257 228H258V229H257ZM103 229H104V228H103ZM199 229H201V230H199ZM255 229H256V230H255ZM177 230H178V231H177ZM252 230H253V231H252ZM29 231H30V230H29ZM91 231H92V230H91ZM250 231H251V232H250ZM258 231H257V232H258ZM27 232H28V230H26V233H27ZM92 232H94V231H92ZM172 232H174L176 236L173 235ZM217 232H218V231H217ZM252 232H253V234H252ZM153 233H152V234H153ZM214 233H215V234H214ZM29 234H30V232H28L26 235L20 236V237H19L20 240H19V239H18V240L21 241V242H24V239H25V238H28V237H29V238L32 239V238L35 237L34 235H31V236H33V237H30ZM32 234H33V233H32ZM157 234H159V237H158ZM167 234H168V235H167ZM213 234H214V235H213ZM216 234H217V236H215ZM191 235H192V234H191ZM218 235H220V236L218 237ZM262 235H263V236H262ZM163 237H164V238H163ZM174 237H175V238H174ZM214 237H215V238L217 237V238L215 239ZM261 237H262V238H261ZM22 238H24V239H22ZM169 238H170V239H169ZM176 238H177V239H176ZM162 239H163V240H162ZM172 239H174V241H173ZM18 240H17V241H18ZM27 240H30V239H26V241H25L26 244H27ZM32 240H33V239H32ZM176 240L178 241V243H177ZM213 240H214V241H213ZM260 240H261V241H260ZM160 241H162V242H160ZM171 241H172L173 243L176 241V243H175L176 246L174 245V248H173V249H172L173 244H172ZM205 241H203V243H205ZM211 241H212V242H211ZM25 242H24V243H25ZM28 242H29V241H28ZM30 242H31V241H30ZM165 242H166V243H165ZM252 242H253V243H252ZM18 243H19V244H18L17 247H20L21 244H20V242H18ZM163 243H164V244H163ZM223 243H224V244H223ZM248 243H249L250 245H249ZM259 243H260V245H259ZM263 243H264V242H263ZM29 244H30V243H29ZM167 244H168V245H167ZM170 244H172V246H169ZM178 244L180 245V248H178ZM211 244H212V245H211ZM222 244H223V246H222ZM8 245H9V243H8ZM8 245H7V247L4 248V246H3V248L0 249V264H1V263H3V264H10L8 260H11V259H10V258H11L10 255H13V254H14V252H15L14 250H15V249H12L11 247H9L10 245H9V246H8ZM248 245H249V246H248ZM261 245H262V247L260 248ZM221 247H223V249H222ZM257 247H258V248H257ZM142 248H143V247H142ZM177 249H178V250H177ZM221 249H222V250H221ZM16 250H17V249H16ZM143 250H144V249H143ZM179 250H180V252H179ZM220 250H221V251H220ZM233 250H234V249H233ZM252 250H253V251H252ZM17 251H18V250H17ZM21 251H22L23 253H22ZM32 251H33V253L35 254V256L39 255V254L36 255V252H34V250H32ZM145 251H146V250H144L143 252H145ZM161 251L158 252V253H159V256H160V253H162ZM28 252H29V258H30V256L33 255V254H32V252H31L30 250H28V249H27V250H26V249H24V250L21 249V250L19 251V254L22 253L24 256L26 255V257H27V256H28ZM30 252H31V253H30ZM201 252H203V251H201ZM254 252H255V253H254ZM258 252H259V256H258V254H257ZM6 254H7V255H6ZM150 254H151V253H150ZM150 254H149V252H148L146 255H150ZM262 254H263V255H262ZM1 255H2V256H1ZM23 255H22V256H23ZM40 255H41V257H38V256H37V257H38V258H41L42 260L46 259V260H44V261L47 262L48 264L52 263V261H53V263L56 262V261H54V260H59V261H60V258H57V259L51 260V258L49 259L48 256L44 257L45 254H43V256H42V254H40ZM40 255H39V256H40ZM143 255H144V254H143ZM151 255H153V253H152ZM166 255H167V254H166ZM169 255H170V254H168V257H169V259H170V256H169ZM183 255H184V254H183ZM185 255H186V254H185ZM198 255H199V254H198ZM260 255H262V256H260ZM16 256H17V254H16ZM153 256H154V255H153ZM171 256H172V255H171ZM187 256H188V255H187ZM187 256H185V257H187ZM1 257H2V258H1ZM32 257H34V256H32ZM32 257H31V258H32ZM42 257H43L44 259H43ZM149 257H150V256H149ZM162 257H163V256H162ZM162 257L160 256V258H158V259H159V261H160L162 264H164V263L166 262V260H165L166 256L164 255V258H163V259L165 260L164 263H163L164 260H162ZM189 257H190V256H189ZM194 257H195V258L193 259V257H192V259H191L190 262H188V263H187V261H189V259H190L191 257L188 258L187 261L184 259L183 262H184V261L186 262V263H184V264H192L191 262L194 263V262L196 261V258H197L196 256H194ZM38 258H37V259H38ZM47 258H48V259H47ZM147 258H148V257H147ZM156 258H157V257H156ZM171 258H172V257H171ZM175 258H174V259H175ZM32 259H34V258H32ZM166 259H167V258H166ZM247 259H248V258H247ZM252 259H251L250 261H249V260H247V261L245 260L246 262H243V264H253V263L251 262V261H253ZM4 260H5V261H4ZM35 260H36V259H35ZM35 260H34V262H32V260L29 261V264H39L40 261H41V260H40V261H38L39 263H37ZM49 260H50V263H49ZM63 260H64V258L61 259V261H60L61 264L66 263V261H65V260L63 261ZM192 260H193V261H192ZM197 260H198V259H197ZM44 261H42L41 263H45ZM59 261H57V262H59ZM242 261H243V260H242ZM57 262H56V263H57ZM183 262L181 261V263H179V264H183ZM198 262H199V261H198ZM263 262H264V261H263ZM41 263H40V264H41ZM168 263H169V262H168ZM168 263H167V264H168ZM176 263H177V261H176ZM12 264H13V263H12ZM45 264H46V263H45ZM54 264H55V263H54ZM57 264H58V263H57ZM59 264H60V263H59ZM165 264H166V263H165ZM194 264H195V263H194ZM196 264H197V261H196ZM254 264H255V263H254Z\"/></svg>","mask_w":264,"mask_h":264}]
</instances>
